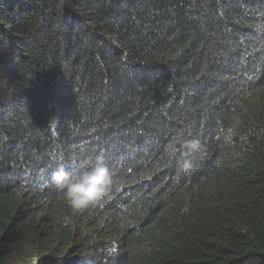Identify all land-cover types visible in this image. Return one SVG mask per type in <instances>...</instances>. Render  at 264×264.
<instances>
[{
  "label": "trees",
  "instance_id": "obj_1",
  "mask_svg": "<svg viewBox=\"0 0 264 264\" xmlns=\"http://www.w3.org/2000/svg\"><path fill=\"white\" fill-rule=\"evenodd\" d=\"M99 152L72 213L52 157ZM0 264H264V0H0Z\"/></svg>",
  "mask_w": 264,
  "mask_h": 264
},
{
  "label": "clouds",
  "instance_id": "obj_2",
  "mask_svg": "<svg viewBox=\"0 0 264 264\" xmlns=\"http://www.w3.org/2000/svg\"><path fill=\"white\" fill-rule=\"evenodd\" d=\"M234 136H236L234 125L218 129V138L222 137L229 143ZM240 139L244 141L247 137L241 135ZM165 151L169 157L168 165L170 167L174 165L179 176L188 174L194 169L197 160L204 156L206 147L199 138H187L184 134H177L168 142ZM62 160V156L52 157L56 167L51 173L50 180L72 213H79L99 205L112 191L115 183L114 172L103 152L88 155L79 162H75L71 172L65 170ZM45 171L39 173L41 179ZM183 211L187 212L188 209L184 208ZM72 223L71 215L63 216V227H69ZM107 252L109 255L115 254L117 245L113 243L107 248Z\"/></svg>",
  "mask_w": 264,
  "mask_h": 264
}]
</instances>
